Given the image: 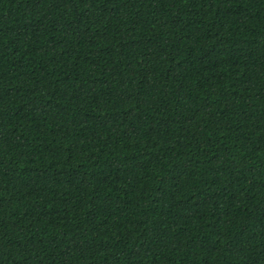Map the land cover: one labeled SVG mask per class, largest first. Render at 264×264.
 I'll use <instances>...</instances> for the list:
<instances>
[{"label":"trees","instance_id":"trees-1","mask_svg":"<svg viewBox=\"0 0 264 264\" xmlns=\"http://www.w3.org/2000/svg\"><path fill=\"white\" fill-rule=\"evenodd\" d=\"M0 264H264V0H0Z\"/></svg>","mask_w":264,"mask_h":264}]
</instances>
